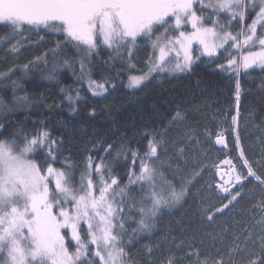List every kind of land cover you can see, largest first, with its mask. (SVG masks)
Masks as SVG:
<instances>
[{"label":"snow or ice","instance_id":"1","mask_svg":"<svg viewBox=\"0 0 264 264\" xmlns=\"http://www.w3.org/2000/svg\"><path fill=\"white\" fill-rule=\"evenodd\" d=\"M0 23L9 26L13 34L26 30L63 34L68 45L84 53L81 79L90 71L85 63L87 57L100 47L117 54L122 49L127 51L131 72L133 49L138 47V41L147 39L152 52L146 62L147 70L129 75L127 87L133 90L154 73L191 71L201 57L211 60L223 56L226 64L217 67L236 77L238 103L241 71L255 67L264 71V0H0ZM57 55L52 50L48 80H56L58 70L68 63L56 62ZM37 61L47 63L43 57ZM24 68L27 70L29 65ZM9 78L8 73H0V80ZM12 85L17 87V81H12ZM106 85L107 81L88 76L93 95L107 92ZM80 99L79 92L66 96L72 112H76ZM27 100V96L13 97L16 104ZM6 107L0 98V109ZM90 114L94 115V110ZM181 119L177 112L173 122ZM232 121L236 124L235 116ZM164 135L159 130L145 132L142 148L131 150L121 145L113 161L107 159L113 149L108 144L104 149L106 156H88L84 160L78 180L71 163L54 167L57 146L63 141L53 139L46 127L23 139H0V264H128L126 225L130 221L137 224L133 233L150 231L164 208L185 199L188 185L200 174L194 171L191 177L181 176L177 181V168L169 178L161 159ZM215 142L227 147L223 133H217ZM235 147L239 149L241 170L230 159L221 161L228 172L221 175L222 182L217 187L227 194L224 198L228 202L216 209L219 214L243 198L245 182L254 180L264 187V174H258L245 158L239 135L235 137ZM45 148L46 159L43 164L38 163L35 156ZM125 153L126 158H131V167L128 182L122 184L114 164ZM168 168L171 169L170 164ZM132 192L138 195H130ZM253 207L262 213L255 224L259 236L252 239L253 234L246 229L242 241L245 247L234 243L227 261L220 249L213 254L194 246H189L180 259L187 264H264V198ZM205 211L208 221H212L214 214ZM249 240L252 251L247 247ZM240 255L243 259H234ZM161 264H180V260L169 255Z\"/></svg>","mask_w":264,"mask_h":264},{"label":"trees","instance_id":"2","mask_svg":"<svg viewBox=\"0 0 264 264\" xmlns=\"http://www.w3.org/2000/svg\"><path fill=\"white\" fill-rule=\"evenodd\" d=\"M52 50L58 53L56 62H68L58 70L56 80L46 78L53 62ZM151 52L150 41H138L131 57L134 68L130 72L127 51L122 49L117 54L106 47L98 48L85 61L90 70L88 76L99 82L107 81L108 91L101 96L93 95L86 85L88 76L80 78V61L84 59V53L68 45L63 34L51 30H26L13 34L9 26L0 23V73H8L10 77L0 80V98L7 105L0 109V125H3L0 139H23L24 135L46 127L53 139L63 141L57 146L54 167L71 163L78 180L88 156H106L104 149L112 144L107 159L113 161L121 145L131 150L142 148L146 143L143 134L159 130L165 132V150L161 159L165 161L163 170L169 178L177 168V181L181 176L191 177L194 171L200 172L188 185L185 199L164 208L152 222L150 231L133 233L137 224L130 221L126 225L128 236L124 243L128 264H161L166 256L178 258L179 248L184 255L189 246L212 252L214 247L232 244L246 229L250 231L249 224L260 213L253 206L264 198L263 187L251 180L245 183L243 198L238 203L234 202V206L230 205L223 214L215 213L228 202L226 199L207 213L214 214L212 221L206 218L205 210H209L210 205L204 191L207 181L216 183L217 180H211V177L225 167L221 161L230 159L233 162L237 157L235 145L227 134L236 107L241 122L249 125L246 135L241 133L243 144L247 145V141L254 144L250 152L245 146L246 157L252 164L261 158L260 147H254L259 138L253 129L264 131V71L253 68L240 73L238 103L236 77L217 67L226 64L223 56L211 60L201 57L191 71L155 74L138 89H129V75H139L147 70L146 62ZM38 57H43L47 63L37 61ZM25 65H29L27 70ZM12 81H17V87H13ZM77 92L81 99L76 112H72L66 96H75ZM14 95L27 96L28 100L16 104ZM93 110L94 115L90 114ZM177 112L183 119L173 122ZM221 130L226 133L227 148L215 143ZM179 140H182L181 144L176 145ZM189 141L196 142V147L204 145L206 151L205 158L194 165L188 160L189 154L179 155L180 149ZM46 155V148L39 149L35 159L43 164ZM126 156V153L121 155L114 164L115 174L121 178L122 184L128 182L127 173L131 167V158ZM254 168L258 174H264L263 166ZM130 195L138 194L132 192Z\"/></svg>","mask_w":264,"mask_h":264},{"label":"rangeland","instance_id":"3","mask_svg":"<svg viewBox=\"0 0 264 264\" xmlns=\"http://www.w3.org/2000/svg\"><path fill=\"white\" fill-rule=\"evenodd\" d=\"M255 68H258V67H255ZM243 71V70H242ZM241 71V72H242ZM178 73V72H176ZM171 74V73H170ZM155 75V73L153 74V76ZM152 77H149L148 80H150ZM148 80H146L145 82H147ZM144 82V83H145ZM143 83V84H144ZM86 85L88 87V79L86 81ZM105 94V93H104ZM103 94V95H104ZM101 96V95H100ZM236 112H234V115L232 116V118L235 116L236 117V124H233V121H232V118L230 120V124H229V129H228V132L227 134H229V138H231V141L234 143L235 145V137L237 135H239V138H240V144H241V147L244 151V155H245V158L247 159L246 157V154H245V146L246 148L249 150H251L252 146L254 144L252 143H248L247 141V145L244 146L243 144V141H242V137H241V133L244 132L245 135H246V132L248 131V128H249V125L247 122H241L240 120V113H238V107H236ZM220 133H223L222 130L219 131ZM253 132L258 135V138L259 139H256L257 140V143L255 144V149H257V147H260V150H259V153H260V156L261 158L255 160L252 163L253 167L254 166H263L264 167V131L260 130L259 128H255L253 129ZM226 133H223V135H225ZM182 142V140H179L177 141L176 145H180ZM197 144L196 142L192 143V141H189L188 143H185L183 145V155H187L189 154L190 157H189V162L190 164L194 165L200 161H202L204 158H205V154H206V151H205V147L204 145L202 144H199L198 147H196ZM236 148V147H235ZM186 150V151H185ZM188 150L190 151V153H188ZM236 153H237V157H236V160L233 161V164L235 165V167L237 168V170H241L240 169V165L242 163V161L240 159H238V156H239V149L236 148ZM179 155H180V151H179ZM181 158V157H180ZM248 160V159H247ZM249 161V160H248ZM246 171V170H244ZM223 174V172H220L218 173L217 171L213 174V176L211 177V180L212 179H216L217 182L211 184V181H207L206 185H205V188H204V191L207 193V201L209 202L210 205H208V209L209 210H214L215 208H217V206L221 205L226 199L224 198L227 194H225L222 189H220L219 187H217V185H219L222 181H221V175ZM224 179H228L227 176L224 175L223 177ZM256 182V181H255ZM246 183V182H245ZM257 183V182H256ZM204 184L205 182L203 183L202 185V188L204 187ZM201 188V190H202ZM264 189V187H263ZM198 196V195H197ZM230 198V197H229ZM211 201V202H210ZM216 213V212H215ZM261 211L258 215V217L254 218L251 223L249 224L248 227H251L250 228V231L253 235H252V239H257L258 236H259V228L258 227H255V224H256V221L260 218L261 216ZM236 224H239V223H236ZM246 235V232H244L242 234L241 237H239V239H234V241H232L231 243L232 244H239L241 248L245 247V244L242 243V241L244 240V237ZM232 244H224L220 247H214L212 248V253L214 254V251L215 249H220L222 251V253L224 254V257H225V260L227 261L228 260V252H229V249L230 247L232 246ZM247 247H248V250L249 251H252L253 250V246H252V243H251V240H249L248 244H247ZM256 251H258V248L255 249ZM181 257H183V250L181 248H179V253H178V260H180V264H184L185 260H182L180 259ZM234 259L236 260H240V259H243V256L240 255V256H235Z\"/></svg>","mask_w":264,"mask_h":264},{"label":"water","instance_id":"4","mask_svg":"<svg viewBox=\"0 0 264 264\" xmlns=\"http://www.w3.org/2000/svg\"><path fill=\"white\" fill-rule=\"evenodd\" d=\"M224 139H225V141H226V137L224 136ZM216 141V140H215ZM216 143V142H215ZM218 146H220L221 148H225V146L224 145H222V144H217Z\"/></svg>","mask_w":264,"mask_h":264},{"label":"flooded vegetation","instance_id":"5","mask_svg":"<svg viewBox=\"0 0 264 264\" xmlns=\"http://www.w3.org/2000/svg\"><path fill=\"white\" fill-rule=\"evenodd\" d=\"M228 172V169L226 168L224 171H223V173H227ZM225 176H227V178H228V175H225Z\"/></svg>","mask_w":264,"mask_h":264},{"label":"bare ground","instance_id":"6","mask_svg":"<svg viewBox=\"0 0 264 264\" xmlns=\"http://www.w3.org/2000/svg\"><path fill=\"white\" fill-rule=\"evenodd\" d=\"M186 264H187V261H186Z\"/></svg>","mask_w":264,"mask_h":264}]
</instances>
